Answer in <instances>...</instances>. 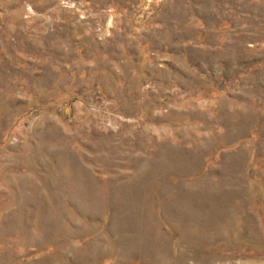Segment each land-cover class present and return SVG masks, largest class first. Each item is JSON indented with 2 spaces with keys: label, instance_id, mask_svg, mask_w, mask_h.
Listing matches in <instances>:
<instances>
[{
  "label": "rangeland",
  "instance_id": "1",
  "mask_svg": "<svg viewBox=\"0 0 264 264\" xmlns=\"http://www.w3.org/2000/svg\"><path fill=\"white\" fill-rule=\"evenodd\" d=\"M0 264H264V0H0Z\"/></svg>",
  "mask_w": 264,
  "mask_h": 264
}]
</instances>
